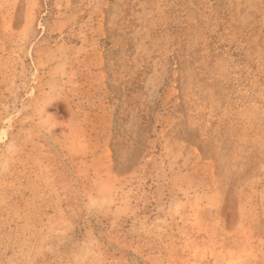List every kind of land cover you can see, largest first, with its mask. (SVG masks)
Listing matches in <instances>:
<instances>
[{"label": "rangeland", "instance_id": "rangeland-1", "mask_svg": "<svg viewBox=\"0 0 264 264\" xmlns=\"http://www.w3.org/2000/svg\"><path fill=\"white\" fill-rule=\"evenodd\" d=\"M0 264H264V0H0Z\"/></svg>", "mask_w": 264, "mask_h": 264}]
</instances>
